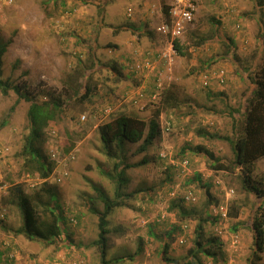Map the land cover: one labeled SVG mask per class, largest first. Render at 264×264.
Returning a JSON list of instances; mask_svg holds the SVG:
<instances>
[{
    "label": "rangeland",
    "instance_id": "rangeland-1",
    "mask_svg": "<svg viewBox=\"0 0 264 264\" xmlns=\"http://www.w3.org/2000/svg\"><path fill=\"white\" fill-rule=\"evenodd\" d=\"M189 1L196 11L193 23L177 39L183 46L180 55L171 50L172 38L157 31L170 21L164 6L171 8L174 0H0V44L8 45L0 77L26 85L36 100L48 101L50 95L64 100L63 113L46 131L43 155L49 160L55 151L58 159H51L56 161L54 173L43 180L28 171L22 155L30 102L17 103L14 91L0 92V185L5 186L0 190V264H102L93 245L99 219L91 209L103 211V203L94 200L92 185L102 186L113 197L117 183L102 173L113 170L115 161L105 155L99 130L120 116L149 123L163 107L164 97L159 101L150 97L158 83L164 96L167 91L175 93L177 105L165 107L158 119L160 135L147 152L136 153L141 143L129 145L128 161L147 164L127 171L130 183L124 191L138 193L126 199L128 207L108 217L106 260L186 264L198 221L182 220L178 208L172 207L176 205L209 220L204 225L205 240L215 241L207 248L216 256H201L203 264H264V253L261 260L253 259L251 228V218L259 206L264 208V199L243 189L240 168L220 171L204 155L182 153L184 148L203 146L220 163L233 166L230 144L201 133L230 138L243 134L246 115L257 97L264 11L257 9L256 0ZM244 22L253 24L245 46L236 43L232 33ZM123 26L128 29H120ZM145 60L150 67L138 73L137 65ZM218 68L225 70L226 83L205 87L202 74ZM86 86L92 93L84 99ZM75 90L79 95L72 97ZM140 93L146 95L142 105L133 104ZM83 116L86 121H81ZM185 158L190 161L186 175L181 167ZM58 178L61 182L55 184L52 179ZM254 178L264 183V161ZM16 185L30 198L41 194L42 187L49 189L66 219L75 220L64 227L56 243L14 234L24 224L11 191ZM187 192L195 201L183 198ZM32 201L37 204L35 198ZM38 214L50 220L41 207ZM181 239L186 242L181 244Z\"/></svg>",
    "mask_w": 264,
    "mask_h": 264
},
{
    "label": "trees",
    "instance_id": "trees-1",
    "mask_svg": "<svg viewBox=\"0 0 264 264\" xmlns=\"http://www.w3.org/2000/svg\"><path fill=\"white\" fill-rule=\"evenodd\" d=\"M257 9L260 12L264 11V0H256ZM164 12L169 16L170 7L164 6ZM258 16V15H257ZM120 29L127 30L128 28L123 26ZM130 29V28H129ZM131 30V29H130ZM264 37V35H263ZM233 43V40H230ZM7 44H0V73L3 63V55L7 51ZM174 49L180 55H184L183 46L179 40L174 41ZM255 84L257 89L252 108L246 115V124L243 134H237L235 138L227 136H221L219 134H210L208 132L201 133L204 137L216 140L227 141L235 155L233 166L224 165L220 163L218 157L211 150L197 146L193 149L184 148L182 153H186L187 150L198 155L206 156L214 165L217 170L222 171H236L241 169L243 179V189L255 195L258 199H264V183L254 178V172L256 170V164L258 161L264 158V54L262 57V64L259 71L255 76ZM213 83V81H212ZM212 83L207 87H212ZM10 91H14L18 96L17 103L25 100L30 102V107L27 113L28 120V134L24 138V145L22 149V155L25 158V165L31 173L36 174L43 180L50 179V176L54 173L55 160L52 161L51 157L48 158L43 155L45 143H46V131L50 123L59 119L63 113L64 100L61 97H54L50 95L51 99L48 101L36 100V96L29 90L26 85H15L9 79H2L0 77V92L3 95H8ZM165 92V91H164ZM91 89L86 86L85 92L82 95L88 98L91 95ZM79 95V92L75 90L73 96ZM71 97V98H72ZM162 109H158L154 117L149 123L143 122L135 117L120 116L115 120L100 127V137L102 141L103 151L108 159L114 160V168L111 171H103L102 173L110 179L112 182L117 183V189L113 197L109 196L102 186L93 184L92 188L96 193L94 200H98L103 203V211L92 208L91 213L98 215V238L93 242V245L98 248L102 257V264H111L106 260L108 252V217L116 209L128 207L127 198H132L135 193H127L124 191L125 186L130 183V178L127 175V171L131 168L141 167L147 164L146 160H142L136 163H130L127 158L130 144H140L136 149V153L143 154L148 151L150 146H153L154 142L160 135L159 117L165 110V107H176L177 99L175 93L167 91V94L163 95ZM161 102V101H160ZM176 102V105L174 103ZM55 184L57 181L52 179ZM51 180V181H52ZM47 185V184H44ZM12 193L17 196L16 204L19 205L23 213L24 224L22 227L14 230V234L22 235L29 240H41L47 244H54L61 237L64 227L68 224H73L72 219H66L61 204L57 202L54 193L49 189L41 188V194H36L35 199L37 204L32 201L34 198L26 196L22 186L16 185L11 189ZM43 194L50 195V199H45ZM39 207L42 208L44 213L49 214L50 220H42L38 214ZM173 209L178 208L180 211L181 219H194L198 221L195 229L194 246L188 253V260L186 264H203L201 256L214 258L216 254L211 253L207 248L209 243H215L214 240H205L204 225L209 220L204 219L202 216L197 218L196 212L185 210L182 207L172 205ZM63 210V211H62ZM238 217V214H236ZM69 223H68V221ZM251 228L254 232V246L253 259L256 261L261 260V254L264 253V208L259 206L255 215L251 218ZM167 245L165 246V253L167 252ZM2 256V255H1ZM132 258V256L130 257ZM1 259V258H0ZM9 261L10 259L7 258Z\"/></svg>",
    "mask_w": 264,
    "mask_h": 264
},
{
    "label": "built area",
    "instance_id": "built-area-1",
    "mask_svg": "<svg viewBox=\"0 0 264 264\" xmlns=\"http://www.w3.org/2000/svg\"><path fill=\"white\" fill-rule=\"evenodd\" d=\"M174 4L171 6L170 8V21L164 23L162 26H160L157 31L160 33H163L165 35H167L168 37L172 38V40L170 41V46H171V50L174 52V41L176 39L181 38L186 30L188 29V26H190L193 21H194V13L196 11V6L193 2L189 1V0H174ZM132 10H129V16H132L131 13ZM166 55H164V57H166ZM171 58V56H170ZM171 60V59H170ZM145 62V63H144ZM143 62V65L138 64V73L140 72V70L146 69L150 67V63L148 60H145ZM167 63H171L168 62L166 60ZM202 81L205 87H208L212 81H216L219 85H224L226 83V72L224 69H216L214 71L210 70V71H206L202 74ZM157 90L156 92H154L150 97L151 99L153 98L152 101H158L160 99V97L162 96L163 93V88L161 84H157ZM146 95L143 93L138 94L137 96H135V98H133L132 102L133 104H140L142 105V102L145 100ZM86 116H83L81 118L82 121H86ZM171 129V126H166L165 130L167 132H169ZM51 158L52 159H58V154L55 151H52L51 154ZM189 166H190V161L188 158H185L182 162H181V167H182V172L184 175H186L188 173L189 170ZM57 182L60 183L61 180L60 178L57 179ZM5 186H1L0 185V190L2 188H4ZM186 201L188 202H193L195 201L194 196L190 193L187 192L184 197H183ZM224 217H227V211L225 214H223ZM184 228H187V226H185ZM186 242L185 239H181L180 243L184 244Z\"/></svg>",
    "mask_w": 264,
    "mask_h": 264
},
{
    "label": "crops",
    "instance_id": "crops-1",
    "mask_svg": "<svg viewBox=\"0 0 264 264\" xmlns=\"http://www.w3.org/2000/svg\"><path fill=\"white\" fill-rule=\"evenodd\" d=\"M263 20H264V14H263ZM247 22V21H246ZM246 22H244L243 24H242V27H241V29H238L237 27H236V29H233V35H234V38H235V41H236V43H238L239 45H241V43L243 44V46H245L244 44L246 43V44H249L250 42H249V39H248V34L249 35H252V33H253V24H251V23H246ZM263 25H264V22H263ZM245 27V28H244ZM252 32V33H251ZM248 33V34H247ZM252 39V38H251ZM218 69H221V68H218ZM212 71H214V70H212ZM226 80H227V75H226ZM213 82H216L215 80L213 81ZM217 83V82H216ZM218 84V83H217ZM219 85V84H218ZM264 161V158L263 159H261L260 161H258L257 162V164H256V168H257V170H258V167H260V164H261V162H263Z\"/></svg>",
    "mask_w": 264,
    "mask_h": 264
},
{
    "label": "clouds",
    "instance_id": "clouds-1",
    "mask_svg": "<svg viewBox=\"0 0 264 264\" xmlns=\"http://www.w3.org/2000/svg\"><path fill=\"white\" fill-rule=\"evenodd\" d=\"M177 40V39H176ZM163 91V90H162ZM163 95H164V92L162 93V96L160 97V99L159 100H161L162 98H163ZM158 100V101H159ZM82 121V120H81ZM164 129V128H163Z\"/></svg>",
    "mask_w": 264,
    "mask_h": 264
}]
</instances>
